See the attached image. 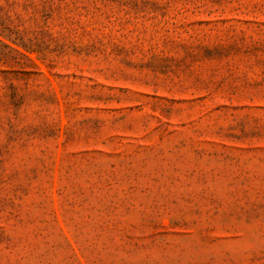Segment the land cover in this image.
Returning a JSON list of instances; mask_svg holds the SVG:
<instances>
[{"label":"rangeland","instance_id":"1","mask_svg":"<svg viewBox=\"0 0 264 264\" xmlns=\"http://www.w3.org/2000/svg\"><path fill=\"white\" fill-rule=\"evenodd\" d=\"M0 264H264V0H0Z\"/></svg>","mask_w":264,"mask_h":264}]
</instances>
